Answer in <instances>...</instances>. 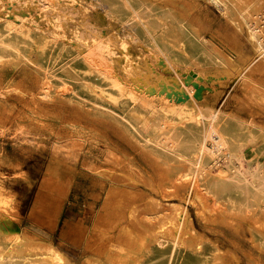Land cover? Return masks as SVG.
I'll list each match as a JSON object with an SVG mask.
<instances>
[{
	"label": "rangeland",
	"instance_id": "obj_1",
	"mask_svg": "<svg viewBox=\"0 0 264 264\" xmlns=\"http://www.w3.org/2000/svg\"><path fill=\"white\" fill-rule=\"evenodd\" d=\"M142 1L204 39L208 61L167 59L109 0H0V28L30 30L54 53L46 72L0 63V237L26 243L34 264H50L40 255L50 247L70 264H113L169 227L181 247L217 248L228 264H264L253 240L264 236V203L250 213L218 201L184 167L172 172L113 120L79 105L70 86L48 94L50 74L75 66L92 97L108 99L115 87L116 99L134 96L168 123L205 112L235 119L260 139L238 146L234 163L248 170L254 152L264 163V79L244 32L233 35L234 52L225 37L233 26L208 0ZM217 162L215 181L228 176L225 160Z\"/></svg>",
	"mask_w": 264,
	"mask_h": 264
},
{
	"label": "bare ground",
	"instance_id": "obj_2",
	"mask_svg": "<svg viewBox=\"0 0 264 264\" xmlns=\"http://www.w3.org/2000/svg\"><path fill=\"white\" fill-rule=\"evenodd\" d=\"M208 1L233 26L234 33L225 36L232 51L235 52L237 46L233 35L244 32L245 43L255 54L251 65L253 69L261 72L264 79V40L260 30L264 0ZM108 7L121 16L128 15V26L139 36L147 37L153 48L167 59L181 63L189 55L198 61H208L205 40L195 37L188 28L182 29L177 17L161 12L155 3L142 0H109ZM52 50L43 37L36 36L30 30L0 28V63L19 62L32 71L46 72L53 62ZM91 53L94 55V52ZM78 69L70 66L62 68L59 73L53 71L50 74L49 96L54 95L59 87L70 86L72 99L79 105L89 108L94 115L99 113L113 120L130 139L151 151L172 172L184 167V175L195 177L199 181L198 186L218 201L234 203L250 213L259 203H264V163L257 161V152L253 154L256 163L248 167V170L242 171L240 162L234 163L238 146L259 141L260 135L257 131H246L243 124L217 112L201 113V120L187 114L184 122L190 124L191 128L180 129L184 122L174 119L168 123L160 115L146 113L144 109L136 106L137 98L134 96L133 99L119 101L115 98L119 94L117 91L115 93V87L111 88L113 93L108 92V99L92 97L85 89V76L80 77ZM127 102L132 103L127 105ZM208 143L211 144V150L207 147ZM261 148L260 151L264 154V144ZM221 159L225 160L228 176L215 181L210 176L211 169ZM144 221L145 218L139 219V223ZM168 223L171 227L173 221L169 220ZM169 232L173 234L167 227L160 233L153 234L149 244L141 243L135 249L134 257L130 252H120L113 264H228L225 255L216 253L219 251L217 248L201 244L191 248L181 247L176 241V235L172 236ZM253 240L264 249V236L259 238L253 234ZM13 241L0 237V264H34L29 259L34 253L30 250L32 254L28 250L25 252L26 243L18 244ZM31 246L35 247L34 244ZM36 253L39 254L38 251ZM40 255L45 256L47 261L50 260V264H70L52 247L42 251Z\"/></svg>",
	"mask_w": 264,
	"mask_h": 264
},
{
	"label": "built area",
	"instance_id": "obj_3",
	"mask_svg": "<svg viewBox=\"0 0 264 264\" xmlns=\"http://www.w3.org/2000/svg\"><path fill=\"white\" fill-rule=\"evenodd\" d=\"M260 30L262 32V38L264 40V12L263 14L261 15V18H260Z\"/></svg>",
	"mask_w": 264,
	"mask_h": 264
},
{
	"label": "crops",
	"instance_id": "obj_4",
	"mask_svg": "<svg viewBox=\"0 0 264 264\" xmlns=\"http://www.w3.org/2000/svg\"><path fill=\"white\" fill-rule=\"evenodd\" d=\"M13 192H14V194H18V196H19V189L18 188H13ZM26 193H28V192H26V191H25V193L20 192V194H22V195H25Z\"/></svg>",
	"mask_w": 264,
	"mask_h": 264
}]
</instances>
